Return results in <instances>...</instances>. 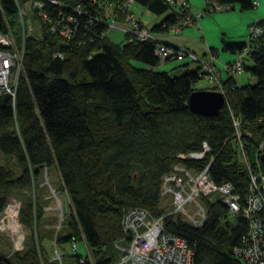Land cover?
Here are the masks:
<instances>
[{"label":"trees","instance_id":"1","mask_svg":"<svg viewBox=\"0 0 264 264\" xmlns=\"http://www.w3.org/2000/svg\"><path fill=\"white\" fill-rule=\"evenodd\" d=\"M215 4L230 11L235 6L240 12L254 10L250 0H217ZM136 5L157 17L169 12L149 29L154 33L168 32L182 16L166 0H137ZM17 18L14 0H0V35L10 30L20 47ZM251 27H259L261 33L250 41L253 51L243 59L242 71L250 73L255 83L238 87L228 76L220 80V89L214 85L205 89L221 92L225 105L215 118H204L191 114L187 106L194 83L205 78L199 67L170 77L152 69L159 63L154 43H141L126 34L123 42L114 44L100 38L106 29L97 25L93 42L77 46L75 39L64 40L53 35L48 25L36 24L34 34L23 43L24 71L15 97L0 95V154L13 158L18 168L0 165V215L8 199L19 200V222L26 233L24 252L0 255V264H40L38 251L43 264H50L45 247L50 248L54 232L46 229L48 235L41 233V245L37 242L38 229L47 218L37 193L44 171L59 177L57 188H49L56 195L63 193L71 209L58 244L66 249L71 237L82 235L94 264L118 262L114 244L122 238V215L134 208L147 210L153 218L164 217L165 232L185 240L193 250L194 264H242L233 249L246 223L236 217V224H230L222 202L200 198L207 214L200 229L168 215L159 203L162 180L175 163L197 172L212 160L209 176L217 186L231 183L241 199L247 194V168L239 158L230 113L239 117L242 132L251 136L243 139L250 166L260 167L264 19ZM245 45L224 42L222 50L237 55ZM203 142L211 150L204 160L176 159L201 151ZM45 239L47 246L42 243Z\"/></svg>","mask_w":264,"mask_h":264},{"label":"built area","instance_id":"2","mask_svg":"<svg viewBox=\"0 0 264 264\" xmlns=\"http://www.w3.org/2000/svg\"><path fill=\"white\" fill-rule=\"evenodd\" d=\"M137 0H25L21 3L14 0L17 8V20L20 29L22 45L19 47L9 30L6 35H0V95L15 97V90L20 75L23 74V43L32 36L36 24L49 26V31L64 40L75 39L77 46L92 43L97 34L93 30L102 25L106 30H117L126 36H133L141 43H154V53L159 62L184 61L195 63L205 74V78L214 86L221 88L220 77L226 73L230 77L243 73V59L252 53L250 41L260 35L259 27H251L247 36L246 45L236 56V61L216 66V53H207L208 61L199 58L193 51L178 47L166 42L157 33L145 29L135 19L133 8ZM166 3L177 9L182 16L167 30L174 35H180L183 29L197 26L202 17L216 13H223L229 7L218 6L215 3L204 2L201 12L193 13L186 1L166 0ZM258 3L251 5L255 8ZM165 28V27H164ZM200 31V30H199ZM100 38H107L106 31ZM56 57L62 59L60 54ZM221 93V92H220ZM232 121L237 140L239 158H241L249 179L248 192L242 199L233 191L231 183H222L217 186L209 176L211 162L203 169L193 171L179 163L173 165L169 174L162 180L160 190L161 198H171L173 211L170 215L181 216L186 223L200 229L206 221L204 207L200 198L222 202L226 207L229 219L240 217L246 223L244 235L240 238L238 246L233 249L242 264H264V174L262 167L250 166L246 158L243 139H250L248 133L242 132L239 117L232 113ZM201 151L180 154L176 156L179 161H202L210 148L203 142ZM264 152V142L259 144L257 157ZM260 158V157H259ZM260 162V159H259ZM261 165V164H260ZM48 199L54 203V208H44L45 214L54 213L57 224L55 235L50 243V264H94L83 236L80 239L71 237L67 248L61 247L58 242L60 230L66 225V215L61 200L52 191ZM21 202L8 199L3 213L0 215V233L5 234L12 244V253L24 249L26 233L19 222ZM120 228L122 238L114 244V250L119 254L116 264H194L193 250L187 246L185 240L166 233L163 227L164 217L153 218L147 210L134 208L122 215ZM66 227V226H65ZM39 263L43 264V255L37 252ZM73 259L76 263L71 261Z\"/></svg>","mask_w":264,"mask_h":264},{"label":"rangeland","instance_id":"3","mask_svg":"<svg viewBox=\"0 0 264 264\" xmlns=\"http://www.w3.org/2000/svg\"><path fill=\"white\" fill-rule=\"evenodd\" d=\"M203 1V0H201ZM192 5V8L195 9V10H198L200 9L195 3H191ZM139 6V5H138ZM237 7V6H236ZM256 8V7H255ZM254 8V10H249V11H244V12H240V10H238L241 14H250V15H255L256 11L259 9L258 13L260 14V16H262V14H264V7H257L256 9ZM140 10H142L146 16L148 15V17H150V19L148 18H145L144 17V22L147 26H151L150 28H153L154 26H157L158 23L160 21H162L163 19H165L166 17L164 15H160V16H154L152 15L151 13H149L147 10H144L143 8H139ZM204 9V7L202 6L201 8V11ZM133 10V13L135 15V13L137 14V11H135L134 9ZM201 11H198V12H201ZM235 11V10H234ZM234 11H230V10H227V11H223V13H233ZM193 12V11H191ZM198 12H193V13H198ZM223 13H212V14H209V15H206L204 17H202V19L198 22V25L196 28H198L200 31H199V35H200V38L202 37L203 35V31L201 29V27L199 26L200 22L203 20L205 21H210L212 20V18L216 17V15L218 14H223ZM166 15V14H165ZM255 17V16H254ZM258 19V18H257ZM261 19H264V18H259L258 20H261ZM256 18L254 20V23H256ZM212 25L215 26V23L214 22H211ZM232 24H236V26H232V29L230 30V35H234V34H241L243 32V28L245 29V31L247 33V36L249 34V31L250 29L248 30V27L245 26L244 23H241L240 21H237V19L235 20L234 23ZM199 26V27H198ZM210 27V25H209ZM186 31L188 29H185ZM106 33L108 35V39L112 42V43H121L124 41V34L115 30H106ZM161 35L162 37H168V39L170 37H176L174 34H172L170 31L168 33H162V32H158L157 35ZM247 36H246V40H247ZM167 39V38H166ZM171 43V42H170ZM172 45H174L173 43H171ZM216 62H219L216 60ZM134 65H136L137 67H142V68H148L146 67L145 65L143 64H136L134 63ZM186 65H189V67H186ZM195 68H198V66L195 64V63H191L187 60H184V61H181V62H178V61H170V62H159L158 65H156L155 67H153L152 69L156 72H166L167 74L170 75V77H181L188 69L190 70H193ZM248 77L250 78V73H248ZM247 74H244V77L245 75ZM252 79V77H251ZM253 82H251L250 84L253 85L255 83L254 79H252ZM213 84L210 83V81H208L206 78H204V80H200L196 83H194L193 85V89L194 90H199V91H204L205 89H211L213 88ZM0 165H3L7 168H10V169H14L15 171H18V168L16 167V162L15 160L12 158H7V157H4L2 154H0ZM44 177L45 179L43 178V180L41 182H39V190H38V194L40 196V198L42 199L43 201V205L46 206L45 208L47 207H51V208H54V203L53 201L50 199H48V196H50L52 194L50 188H49V185L51 186V189L52 188H57V186L59 185V177H57L56 173L54 171H50L48 175H46V172L44 171ZM49 179V180H48ZM32 196V193H30V197ZM45 197V198H44ZM32 198V197H31ZM58 199L61 200V204H62V208L64 209V212L65 214H69L70 213V210L69 209V203H68V200L67 198L63 195V193L61 194H58ZM45 201V202H44ZM160 208H162L165 212H172L173 211V206L171 204V198L170 197H167L166 199H162L160 200ZM46 215V219L44 221V223L40 226V230L38 229V232L37 233V242L41 245L40 243V236H41V233L42 235H48V232L46 231V229L48 230H52L54 232V235H55V231H54V228H55V225L57 224V221L55 220V214L54 213H47L45 214ZM179 215H177L178 217ZM182 221L185 222V220L179 216ZM53 219V220H51ZM67 220V223H68V219L66 218ZM236 221H237V218L234 217L232 219H230V224H236ZM23 226V225H22ZM25 233V232H24ZM66 233V230L65 228L61 229L59 234H65ZM26 236V235H25ZM54 238V236H53ZM34 240L36 242V239H35V236H34ZM47 239L43 240L42 243L47 246L48 242H46ZM45 249H47V252L48 254L50 253V248L49 246ZM25 250V244H24V249L18 253H22L24 252ZM11 251V253L13 252V249H12V244H10V242L8 241V239L6 238V235L5 234H1L0 233V255H3L5 256L7 253H9ZM17 253V252H16ZM90 257H91V253H90Z\"/></svg>","mask_w":264,"mask_h":264},{"label":"crops","instance_id":"4","mask_svg":"<svg viewBox=\"0 0 264 264\" xmlns=\"http://www.w3.org/2000/svg\"><path fill=\"white\" fill-rule=\"evenodd\" d=\"M182 1H186L188 4V8H190V10L193 12L201 11V8L202 6L204 7V2H205V0L203 1L201 0H182ZM209 1L210 2L212 1L215 3L217 0H209ZM192 2L195 3L198 7L200 6L199 7L200 9L198 10L193 9L191 5ZM250 2L251 3L257 2L258 3L257 7L259 6L264 7V0H250ZM139 8H143V7L135 5V7L133 8L135 11H137V14L135 13L134 15L135 19H137L140 22L143 28L152 29L150 28L151 26H147L145 22L143 21L144 17L148 19H150V17H148V15L146 16V14ZM238 10H239V7L235 6L231 10V11H234L233 13L231 12V13L218 14L216 15V17L212 18V20L210 21L202 20L199 24V26L201 27L203 31V35L201 38H200V35L198 34L199 29L196 28L197 26L196 27L191 26L189 28H185L188 30L186 31L185 29H183V32L180 35H175L176 37H170L169 39L168 37H162L161 35L160 36L162 37L163 40H165L168 43L171 42L175 46L183 47L191 52L193 51L199 58H202L206 61H208V58L206 57L207 53L209 51L214 53L215 51L216 60L219 61V62H216L217 67H219L220 65H224L225 63H232L236 61L237 56L236 54L234 55L229 52L223 51L222 50L223 43L224 42L228 44L229 43L230 44L244 43L246 42V36L248 33V31L246 32L245 29L243 28V32L241 34L230 35L232 34L230 33L232 26L234 27L236 26V24L234 25L232 23H234L235 20L237 19V21L244 23L245 26L248 27V30H249L250 26L254 24L255 18L256 20H258L259 18H264V14L260 16V14L258 13L259 9L256 11L255 15H250V14H245V13L241 14ZM168 15H169V12L168 14L164 16L167 18ZM162 21H160L158 24H160ZM211 22H214L215 26L212 25ZM164 33H168V32H164ZM244 74H247V73L244 72L240 75H236L235 77H233L234 82H236V86L238 87L247 86L248 84L253 82L252 81L253 77L252 79L251 77L249 78L248 74L245 75L244 77ZM227 78H228V75L226 73L225 74L222 73L220 80L226 81Z\"/></svg>","mask_w":264,"mask_h":264},{"label":"water","instance_id":"5","mask_svg":"<svg viewBox=\"0 0 264 264\" xmlns=\"http://www.w3.org/2000/svg\"><path fill=\"white\" fill-rule=\"evenodd\" d=\"M224 95L218 91L194 90L187 100V106L191 114L204 118H215L224 107ZM262 172L264 174V152L259 156Z\"/></svg>","mask_w":264,"mask_h":264},{"label":"bare ground","instance_id":"6","mask_svg":"<svg viewBox=\"0 0 264 264\" xmlns=\"http://www.w3.org/2000/svg\"><path fill=\"white\" fill-rule=\"evenodd\" d=\"M171 213V212H170ZM170 213L168 215H170Z\"/></svg>","mask_w":264,"mask_h":264}]
</instances>
